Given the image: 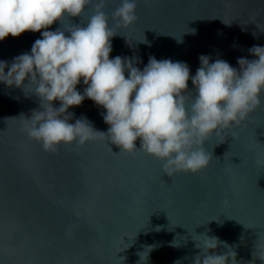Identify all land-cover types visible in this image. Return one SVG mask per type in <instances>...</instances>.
Returning <instances> with one entry per match:
<instances>
[{"label":"water","instance_id":"95a60500","mask_svg":"<svg viewBox=\"0 0 264 264\" xmlns=\"http://www.w3.org/2000/svg\"><path fill=\"white\" fill-rule=\"evenodd\" d=\"M136 3L137 20L128 28L112 18L120 0H105L103 11L117 33L109 58L135 57L141 70L155 56L186 63L191 76L201 55L239 69L238 58L255 59L249 49L264 46V0ZM94 5L66 18L63 27L86 24ZM61 26L58 21L49 30ZM39 38L31 31L9 35L0 42V60L30 52ZM31 87L0 83V264H141L138 253L144 252V264H194L202 235L226 242L238 264L264 253V102L205 141L206 168L169 177L160 159L120 151L106 138L45 151L24 131L25 119L40 109ZM84 87L81 82L77 90ZM188 91L195 94L191 79ZM104 111L85 99L66 118L86 117L107 132Z\"/></svg>","mask_w":264,"mask_h":264},{"label":"clouds","instance_id":"9594fccd","mask_svg":"<svg viewBox=\"0 0 264 264\" xmlns=\"http://www.w3.org/2000/svg\"><path fill=\"white\" fill-rule=\"evenodd\" d=\"M90 4L92 0H0V42L26 31L40 32L42 37L30 52L11 62L0 60V83L24 91L30 85L40 99V109L25 119L24 131L53 152L62 144L82 147L106 138L120 151L141 150L160 159L162 172L169 177L206 168L210 155L205 141L246 120L264 102V46L249 49L255 59L238 58L239 69L201 55L195 75L190 76L184 62L155 56L141 70L135 57L109 58L117 33L103 11L105 0H95L94 14L86 24L63 27L66 18L81 17ZM136 7V0H120L112 14L116 26H132ZM58 21L62 26L49 30ZM189 79L194 95L188 91ZM81 82L86 86L83 92L77 90ZM85 99L105 110L101 116L109 125L107 132L96 130L86 117L75 123L66 118L73 115L69 108ZM53 101L60 106L54 107ZM199 237L196 247L201 253L194 264H238L236 252L226 242L216 236ZM220 245L228 251L218 254ZM152 247L147 246L148 251ZM138 255L144 264L148 252ZM257 258L264 264V253H253L252 264Z\"/></svg>","mask_w":264,"mask_h":264}]
</instances>
